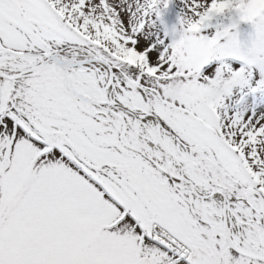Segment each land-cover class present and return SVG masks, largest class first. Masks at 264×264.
<instances>
[{"label": "snow or ice", "instance_id": "1", "mask_svg": "<svg viewBox=\"0 0 264 264\" xmlns=\"http://www.w3.org/2000/svg\"><path fill=\"white\" fill-rule=\"evenodd\" d=\"M172 3L0 0V264H264V0Z\"/></svg>", "mask_w": 264, "mask_h": 264}, {"label": "rangeland", "instance_id": "2", "mask_svg": "<svg viewBox=\"0 0 264 264\" xmlns=\"http://www.w3.org/2000/svg\"><path fill=\"white\" fill-rule=\"evenodd\" d=\"M181 10V0H173V3L169 6V11L167 14V19L170 23L176 22L178 19V13ZM246 31L250 30L248 25H242ZM237 66H239L241 61H233ZM255 83V81H253ZM243 97V99H241ZM239 101V103H237ZM228 107L227 112L229 114H235V112L240 110H247V115L264 116V89H259L255 92L250 91L247 87L243 90H234L233 96L227 101Z\"/></svg>", "mask_w": 264, "mask_h": 264}, {"label": "clouds", "instance_id": "3", "mask_svg": "<svg viewBox=\"0 0 264 264\" xmlns=\"http://www.w3.org/2000/svg\"><path fill=\"white\" fill-rule=\"evenodd\" d=\"M235 2L237 3V6H240L241 4H243V0H235ZM245 9L247 7V5H244Z\"/></svg>", "mask_w": 264, "mask_h": 264}]
</instances>
